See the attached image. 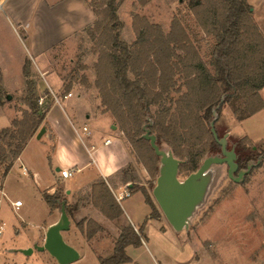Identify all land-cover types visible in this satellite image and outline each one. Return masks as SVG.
Returning <instances> with one entry per match:
<instances>
[{"label": "rangeland", "instance_id": "374dc122", "mask_svg": "<svg viewBox=\"0 0 264 264\" xmlns=\"http://www.w3.org/2000/svg\"><path fill=\"white\" fill-rule=\"evenodd\" d=\"M116 1L117 15L121 22L119 29L121 40L127 44L134 43L137 39V32L141 29H148L151 38L157 33L162 34L166 39L171 38L173 42L169 44L173 46V55L170 62L173 66H178L177 55L185 54L184 50L178 48V42L189 43L210 72L213 75L216 74L215 68L210 64V52L211 46L214 44V38L205 35L197 24L189 9V0ZM251 16L264 38V33L252 14V7ZM95 19L96 16L94 21ZM92 25L93 23L46 54L45 61L49 71L66 80L62 88L56 92V95H58L59 100H62L61 96L65 93L68 94L70 91L74 94L78 93L84 97L89 106H92L95 114L105 113L109 116L111 122L116 125L118 135L131 156V161L120 172V175L130 177L134 185L133 190L142 187L147 191L156 208L158 217H161L165 224H168L152 195L160 166L159 157L153 156L152 158L153 168H155L152 176L138 158L136 149L131 146L120 130L119 124L115 121L112 113L106 110L105 105L101 102L100 91L95 85L99 51L102 47V44L98 43L101 34L97 32L94 37H91L87 29L94 30ZM30 71L31 76L28 77V81L32 83L26 84L25 79L21 89L16 88L9 92V98L0 86V97L3 106L13 107L18 111L14 119L21 118V110L30 111L22 102V99L29 94V89L35 91L36 104L41 111L46 107L39 105L38 101L40 95L42 96L49 91L46 87L43 88L40 85L38 72L32 69ZM72 76L75 79L71 82L70 90L66 92L65 85L71 81L70 77ZM82 77L86 79L85 84L79 82ZM130 77L133 78L132 73H130ZM174 80L175 86L169 91L167 98L160 105L151 106V114L162 107H170V110L173 111L174 101L186 92L185 77L181 72L176 71ZM16 85L14 81L6 84L8 88ZM259 94L264 101L260 91ZM42 125L43 122L40 126ZM40 126L32 136L37 134ZM214 128L219 137H226L227 148L233 147L239 159H245L252 155L255 159H249L247 164H255L259 160L258 165L253 166L241 181H235L228 176L226 164L212 165L210 168L211 181L207 193L204 200L196 207L189 218L187 227L182 231L168 229L162 232L164 227H160L158 221L149 220L146 223V230L143 235L145 244L128 247L127 254L130 261L121 264H264V108L239 121L233 114L230 105L224 104L214 123ZM42 135L38 140H41ZM156 141L159 148L172 151L165 138L158 136ZM13 144H15V140L7 136H0V153L9 154L10 147ZM206 144L207 151L203 158L219 154L220 147L212 139L208 140ZM139 150L141 153L145 151L141 146ZM144 158L146 161L148 156H144ZM203 158L199 161V164ZM179 159L182 160L181 164L186 162L185 158ZM188 173V170L180 168L178 172L179 179L182 180ZM4 178L6 190L9 191L11 196L21 198L23 206L17 211H11L3 207L2 219L5 222V229L0 235V241H5L4 245L0 244L1 252L3 246L31 243V240L36 238L40 230V242L37 244L41 245L44 241L45 228H43V225L45 221L50 219L49 214L52 210L37 195L31 185L29 176L20 175L18 164L11 167L6 177L3 175V168L0 164V180L3 183ZM141 197V193H136L124 204L125 207L128 206L133 209L135 218L132 216V219L134 223H136V218L142 216L145 210L149 211L148 205L145 204V207H142ZM52 212L56 213V211ZM86 220L81 221L85 223ZM77 223L76 226L72 225L64 233V238L78 247L81 252L79 259L70 264H98L97 254L87 248V243L80 234V232H84L77 227ZM23 225L25 226L24 229ZM105 225L103 227L100 225L102 229L94 234L100 237L98 242L94 244L101 256L110 254L115 241L114 236L117 233V229L112 223ZM15 228H19L20 233ZM39 254H44L43 256L49 259L46 258L42 261ZM17 256L20 255L17 254ZM50 259L52 263H50ZM29 260L30 262H27V264H57V261H54L45 252H35Z\"/></svg>", "mask_w": 264, "mask_h": 264}, {"label": "trees", "instance_id": "16d2710c", "mask_svg": "<svg viewBox=\"0 0 264 264\" xmlns=\"http://www.w3.org/2000/svg\"><path fill=\"white\" fill-rule=\"evenodd\" d=\"M89 4L96 16L92 25L96 31L88 28L89 35L94 37L97 32L101 34L98 43L102 47L95 81L101 102L112 113L150 175H154L152 158L157 155L149 140L143 137L144 127L155 136L156 144L158 136L165 138L172 154L176 158L186 159L181 164L182 160L178 158L179 170L181 168L190 173L199 167V161L207 151L208 140L212 139L220 147L210 130V122H216L224 104L230 105L239 121L264 108V101L259 94L264 87V38L252 19L251 6L247 0H189V9L197 24L205 35L214 38L210 64L216 70L215 75L189 43L178 42V48L184 50L185 54L177 55L178 66H173L170 62L173 55V46L169 44L173 42L171 38L166 39L160 33L151 38L148 29H141L134 43L127 44L121 40L116 0H89ZM22 69L26 84H31L28 81L31 76L29 60L25 61ZM176 71L185 77L186 92L174 101L173 111L170 107H162L151 114V106L160 105L175 86ZM74 79V76L70 77L71 81L65 85L66 92L70 90ZM79 82L85 84V77ZM28 93L22 102L30 111L21 110V118L13 119L10 126L0 130V136L15 140L9 154L0 153L3 175L7 174L13 160L45 116L47 107L41 111L36 104L35 91L29 89ZM140 146L145 149L142 153ZM144 156H148L146 161ZM251 158L255 159L252 155L239 159L236 154L238 167L234 174L246 170L250 164L258 165L259 160L255 164H247ZM128 189L133 190L134 185L131 184ZM133 191L142 193L151 208L149 217L157 218L156 208L147 191L142 187ZM91 200L109 219L122 214L119 203L112 198L108 186L103 182L93 184ZM77 227L87 239L102 229L91 219L85 223L78 222ZM142 231L143 224L137 230L131 224L124 225L114 241L111 253L99 256L98 264L129 262L130 257L125 249L129 245L137 247L142 244Z\"/></svg>", "mask_w": 264, "mask_h": 264}, {"label": "crops", "instance_id": "0c3cea01", "mask_svg": "<svg viewBox=\"0 0 264 264\" xmlns=\"http://www.w3.org/2000/svg\"><path fill=\"white\" fill-rule=\"evenodd\" d=\"M247 1L252 7L254 18L264 33V0ZM94 18L88 0H1L0 86L2 91L8 96L11 90L21 89L26 79L22 69L26 60L30 61V69L38 72L40 85L49 91L39 96V99L41 98L39 105L47 107L43 119L45 131L41 140H38L36 135L30 137L18 157L13 161L12 166L18 164L20 175L29 176L37 195L52 211H56V213L50 212V219L43 225L45 228L44 237L47 228L59 220L60 208L64 204L69 219L68 230L72 225L76 226L77 222L91 218L102 227L107 223H112L117 229L114 236L116 239L124 225L131 224L137 230L143 224L142 244H145L143 235L149 220L158 221L160 227H164L162 232L173 229L172 226L168 221V224H165L161 217H149L151 208L145 202L143 195L141 205L143 208L145 204L148 205L149 211L145 210L142 216L136 218V223L133 222L132 216L135 218L133 209L125 207L124 204L136 193H141L140 191L134 192L130 189V191L132 190L131 195L118 202L122 214L115 219H109L100 210V207L92 203L93 184L105 183L111 194L112 191L121 193L124 186H131L130 177L120 175V172L131 161V156L118 135L116 125L111 122L107 114H95L92 106H89L84 97L78 93L74 94L72 91L69 92V95L61 96L62 100H59L56 92L62 88L66 80L49 71L45 61V56L49 51L91 25ZM13 81L17 85L8 88L6 84ZM263 90L264 87L260 92L264 99ZM53 96L57 97V101ZM17 112L13 107H4L0 102V130L10 126ZM107 139L109 142L105 143ZM21 166L26 168V174L23 173ZM65 168H70L73 172L71 176L62 178L59 170ZM5 192L8 200L2 202L0 206L1 219L4 208L17 211L23 206L22 202L19 209H13L9 202L16 199L21 200V198L11 196L6 188ZM22 227L25 228L24 225ZM15 229L20 233L19 228ZM68 230L62 232V237L67 244L78 251L80 257L81 252L78 247L64 238V233ZM40 233L41 230L37 233L36 238L31 240V243L3 246L2 252L0 250V264H27L35 252H45L46 255H50L45 250L39 251L33 248L34 245H39L37 243L40 242ZM80 234L86 241L87 248L98 257L101 256L94 244L100 237L93 235L87 239L84 233L80 232ZM145 238L148 240L146 235ZM4 241L1 240L0 244L4 245ZM130 246L132 245L126 247V253ZM27 248H33L30 254L18 251V249ZM112 249L113 245L111 251ZM43 255L39 254L42 261L47 258ZM51 258L56 261L53 256ZM50 263H52L51 259ZM56 263L58 264V262Z\"/></svg>", "mask_w": 264, "mask_h": 264}, {"label": "water", "instance_id": "95a60500", "mask_svg": "<svg viewBox=\"0 0 264 264\" xmlns=\"http://www.w3.org/2000/svg\"><path fill=\"white\" fill-rule=\"evenodd\" d=\"M144 130L143 137L149 140L150 146L155 154L159 156L160 161L152 195L166 220L176 231L187 227L189 218L196 207L204 200L211 181L210 168L212 165L226 164L228 176L235 181H241L244 175L253 167V164H250L246 170H240L237 175L234 174L238 167L236 153L233 147L227 148L225 136L218 138L214 129V121H211L210 130L214 139L220 145V154L206 156L195 171L188 173L181 180L178 177L180 160L171 151L159 148L155 142V136L150 134L147 128L144 127ZM44 131L45 127L41 126L36 137L39 138ZM68 228L69 219L64 204H62L59 220L47 228L43 243L34 245L33 248L39 251H47L58 264H70L76 261L79 258L78 251L67 244L62 237V232L68 230ZM33 248L18 249V251L23 254H30Z\"/></svg>", "mask_w": 264, "mask_h": 264}, {"label": "built area", "instance_id": "2783aa9c", "mask_svg": "<svg viewBox=\"0 0 264 264\" xmlns=\"http://www.w3.org/2000/svg\"><path fill=\"white\" fill-rule=\"evenodd\" d=\"M0 4H1V0H0ZM68 95H69V93H68ZM53 97L57 101V97L56 96H53ZM38 102L41 103V98L39 99ZM83 129L85 130L86 128L84 127ZM107 142H109L108 139L105 140V143H107ZM21 169L23 170V173H25V174L27 173V170L24 166H21ZM72 172L73 171L70 168H65V169L59 170L60 176L62 178H67V177L71 176ZM112 195H113V199L115 201L120 202L122 199L129 197L131 195V193H130V190H128V187L124 186L121 193H115L114 191H112ZM6 200H8V197H7L6 192H5L4 183L0 180V206H1L2 202L6 201ZM9 203L13 207V209H19L20 206L22 205V201L20 199L13 200ZM3 229H4V222L0 217V234L2 233Z\"/></svg>", "mask_w": 264, "mask_h": 264}]
</instances>
